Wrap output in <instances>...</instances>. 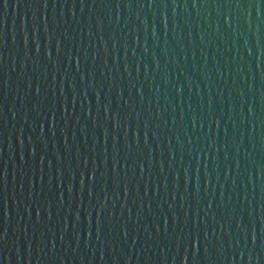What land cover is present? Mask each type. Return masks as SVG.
<instances>
[{
  "label": "water",
  "instance_id": "water-1",
  "mask_svg": "<svg viewBox=\"0 0 264 264\" xmlns=\"http://www.w3.org/2000/svg\"><path fill=\"white\" fill-rule=\"evenodd\" d=\"M0 264H264V0H0Z\"/></svg>",
  "mask_w": 264,
  "mask_h": 264
}]
</instances>
